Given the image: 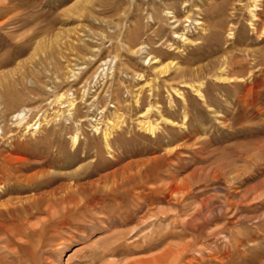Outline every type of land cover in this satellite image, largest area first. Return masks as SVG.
Returning <instances> with one entry per match:
<instances>
[{
	"label": "rangeland",
	"instance_id": "374dc122",
	"mask_svg": "<svg viewBox=\"0 0 264 264\" xmlns=\"http://www.w3.org/2000/svg\"><path fill=\"white\" fill-rule=\"evenodd\" d=\"M253 3L0 0V224L44 218L34 203L60 196L64 173L79 167L71 184L86 199L120 202L52 239L1 232L0 254L19 247L9 264H141L167 245L175 264L264 263V0L254 17ZM184 82L201 83L205 101ZM59 93L73 99L70 110L54 102ZM148 106L155 133L138 125ZM115 121L106 149L101 134ZM40 171L52 174L36 182ZM158 210L160 244L102 255Z\"/></svg>",
	"mask_w": 264,
	"mask_h": 264
},
{
	"label": "bare ground",
	"instance_id": "6f19581e",
	"mask_svg": "<svg viewBox=\"0 0 264 264\" xmlns=\"http://www.w3.org/2000/svg\"><path fill=\"white\" fill-rule=\"evenodd\" d=\"M253 2H254L252 4L253 6H251L252 8L248 9V12L251 14L252 17H254L253 10H254L255 4H256L255 0H253ZM174 21H176V19H174L172 22H174ZM174 37H179L182 40H187V37L183 36V33L182 34L174 33ZM144 46L145 45H142V46L138 47V49H142ZM151 63L156 64V65L153 66V69H156L157 72H159V73L166 72L165 66L160 64L161 62H160L159 58L154 57L151 60ZM70 72L72 74H74V71L70 70ZM138 76H139V74H138ZM200 84L201 83H199V84H191V83H185L184 82L181 86L185 85V86H189L191 88H193V86H196V88L194 89L193 92H195V95L197 96V98L202 99V100L205 101V95L201 92V90L199 88ZM171 89L176 94H180V92L178 91L179 90L178 88L172 87ZM182 99H183V102L185 103L186 102L185 99L183 97H182ZM54 102L57 103V104L58 103L65 104V106H67V110H70V108L73 105V99L65 98L63 93L57 94L55 96V98H54ZM185 105H187V104H185ZM150 107L151 106L146 107L145 110H143V112H141L139 114V117H141L142 120L138 121V125H140V128H142L143 130H145L147 132L155 133L156 128H158L157 127V123H153L151 120L148 119V114H149V111L151 110ZM154 107L156 108L155 112L157 113V115L159 117L158 119H160V118L164 119V116H163L164 113H161V110H159L158 106H154ZM155 108H153V109H155ZM14 117L18 119L17 122H16L18 125L19 124L21 125V123L25 122V116L22 113V110L16 111V113H14ZM183 117H185V113H184ZM36 122L32 123V124L27 123L26 126L28 127V126L32 125V128L34 127L36 129V127H37ZM109 123H111V122H109ZM163 123H165V122H163ZM173 123H174V121H173ZM117 124H118V121H115L114 123L110 124V127L108 126V128H105L102 131L101 138H102L103 144H104L106 149H111L110 143H111V137H112V131H113L112 129L115 128V127L117 128L118 127ZM95 129H97V128H95ZM71 143H72V145H71L72 148L75 147L78 144V136H77L76 133L71 136ZM64 153H68L69 154V152H67V151H65ZM73 153H75V151H73ZM68 164H70V163H68ZM83 170H85L84 167H79V169H77V171H76V169H74V171H70V172H65L64 173V176L66 177V179L69 180V182L68 183H64V184L59 186L63 190V193L60 196H58V197H48L46 199H43V201L41 203L40 202L34 203V207L37 208L36 211L45 212L46 213V216L45 217L43 216L44 218L41 217L42 219L37 220V221H33V222L28 221V219L26 220V218L25 219H19L18 220L19 223L17 225H13V226H8V225L6 226V225L0 224V233L1 232L2 233L6 232V233H8L7 236H11V240H18L19 242H21V241L24 242L23 241L24 239L22 240V239L16 238V236L18 234H20V233L25 235V236H29V235L33 236V235H35V236H38L40 238V241H44V240H47V239H52L55 236H58V235L62 234V230L63 229L66 230V232H70V229H72V224H74L75 226H78L80 224L86 223V221H91L92 218H95L94 216L98 212L99 208H100L99 210L101 212V209L103 208V206H104V208H107V209H112V210L113 209H117V211H119V208H120V204L119 203L120 202L118 203L119 208H118V206H117V208L116 207L113 208V206L111 205L112 203L111 202L107 203V202H105L104 199H102V200H97L95 198L86 199V189L80 188L79 186H77V184H73V183L71 184L73 179L78 178V176L82 173ZM50 174H52V173H50L49 171H40L39 174L35 175L33 178H37L34 181L39 182V180L47 179L48 176H50ZM45 181L46 180H44V182ZM44 182H42V183H44ZM73 186H75L76 189L72 188ZM118 196L117 195L116 196L113 195V196H110V198L113 201H116V200L119 199ZM134 199H135V201L139 200L136 196H135ZM42 203L44 204V206L42 205L43 209H39V206H41L40 204H42ZM177 213H178V211H177ZM211 213L212 212H210V214ZM234 213H236V212H234ZM0 214H2V212ZM29 214H32V213H29ZM160 214L162 216H165V215H163V214H165L164 210H158L156 212H154V211L153 212L146 211L143 214V216H142V218H145V219L140 222L139 227H137L135 230L132 227L134 232H132V234L129 236V237H132V239L130 240V243H125L123 245L121 243V241H118V240L120 238H125V237L123 235H117V237H113V239H111L109 243H106L105 246L100 249V252L102 253V255H104V254H106V255L108 254L109 255L110 253H113V251H115L116 249L120 248L121 246H126V247L132 246L134 248H137L138 250H143V249L147 250L149 248H152V247L157 246L158 244H160V242L162 240H164L163 237L165 236V234H163L161 236V234H155L156 231H155V233H153V230L155 228V221L153 219L155 217H159ZM220 214H221V211H218L217 215H220ZM176 215H178V214H176ZM232 215H234V214H232ZM199 217H201V216H199ZM196 218H198V217H196ZM207 218H209V217H207ZM155 220H157V218ZM11 221H13V220H11ZM11 221H9V222H11ZM191 221H193V220H191V218H189L188 221H184V220L181 221V224H183V226L185 228H187V227L189 228ZM6 224H8V223H6ZM82 226L84 227V225H82ZM191 226H192V224H191ZM80 227L81 226H79V228ZM145 229L148 231L147 233L143 232ZM192 230L193 231H197L198 229H193L192 228ZM251 232H252V230H251ZM180 234H181V232H180ZM3 248H5V247H3ZM16 248L19 250V247H17V246L14 247L13 243H11L10 245L6 246V252L7 253L5 255L4 254H0V264H9L10 262H13V259H15V260L17 259L16 261H19L20 257L17 254L18 250ZM170 251H171L170 245H167L166 247L163 248V250L161 251L162 253L160 255L158 254L157 256L155 255V256L151 257L150 259L148 258V259H145V260H141L139 262L141 264H175V260L174 261H169L168 260V257H171V256H169ZM11 253L17 254L16 257L7 256L8 254H11ZM111 264H113V262H111ZM262 264H264V263H262Z\"/></svg>",
	"mask_w": 264,
	"mask_h": 264
}]
</instances>
